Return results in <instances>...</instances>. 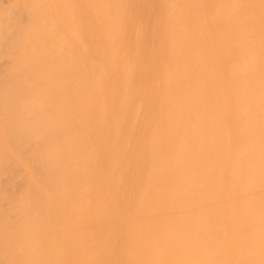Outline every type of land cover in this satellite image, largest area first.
<instances>
[{
	"label": "bare ground",
	"instance_id": "bare-ground-1",
	"mask_svg": "<svg viewBox=\"0 0 264 264\" xmlns=\"http://www.w3.org/2000/svg\"><path fill=\"white\" fill-rule=\"evenodd\" d=\"M0 264H264V0H0Z\"/></svg>",
	"mask_w": 264,
	"mask_h": 264
}]
</instances>
